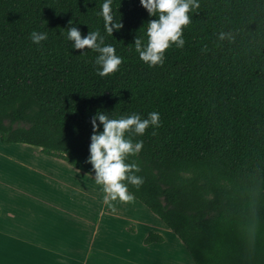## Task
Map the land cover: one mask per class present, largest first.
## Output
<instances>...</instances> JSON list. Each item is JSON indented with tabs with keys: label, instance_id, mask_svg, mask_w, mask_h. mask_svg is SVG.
Returning a JSON list of instances; mask_svg holds the SVG:
<instances>
[{
	"label": "trees",
	"instance_id": "trees-1",
	"mask_svg": "<svg viewBox=\"0 0 264 264\" xmlns=\"http://www.w3.org/2000/svg\"><path fill=\"white\" fill-rule=\"evenodd\" d=\"M103 0H0V140L28 145L94 177L91 118L151 111L137 156L144 182L129 184L179 238L195 264H264V0H200L162 65L135 50L150 19L140 0H113L123 27L108 34ZM99 29L123 57L101 77L92 49L72 48L67 29ZM33 30L46 31L37 45ZM220 30L235 39L219 41ZM127 135V133H126ZM126 182V181H125ZM1 216V209H0ZM164 237L150 233L146 244Z\"/></svg>",
	"mask_w": 264,
	"mask_h": 264
},
{
	"label": "crops",
	"instance_id": "crops-1",
	"mask_svg": "<svg viewBox=\"0 0 264 264\" xmlns=\"http://www.w3.org/2000/svg\"><path fill=\"white\" fill-rule=\"evenodd\" d=\"M15 150L23 156L7 153L8 159L24 161L30 173L19 176L17 182L14 176L0 174V264H177L180 253L184 264H193L177 236L170 244L166 239L161 244H146L148 227L146 234L140 235V250L134 251L133 226H139L140 221L133 223L130 217L121 221L116 212L128 215L131 208L150 218L152 212L138 200L105 201L101 186L92 196L88 191L93 188L92 176L58 158L36 155L31 149ZM30 161L37 165H28ZM80 174L88 178L77 179L85 186L62 184L55 177L67 180ZM173 244L180 253L170 249Z\"/></svg>",
	"mask_w": 264,
	"mask_h": 264
},
{
	"label": "clouds",
	"instance_id": "clouds-1",
	"mask_svg": "<svg viewBox=\"0 0 264 264\" xmlns=\"http://www.w3.org/2000/svg\"><path fill=\"white\" fill-rule=\"evenodd\" d=\"M140 3L150 17L156 18L147 22L146 42L139 36L135 38V50L140 60L150 67L162 65L170 47L184 46V29L191 23L190 13L200 7V0H140ZM112 4L113 0H103L98 13L110 35L123 27L121 20L114 19ZM29 38L39 45L48 39V33L33 30ZM66 38L74 49H92L98 53L95 64L99 66L96 71L101 77L115 73L122 64L123 57L116 53L114 45L105 43L99 29L82 35L77 26H71ZM217 38L221 42H231L235 36L232 31L220 30ZM91 125L88 162L94 170L96 184L102 186L105 201H132L134 196L128 185L139 187L144 182L143 177L137 175L138 164L127 162L129 156H137L143 149V141L133 137L142 136L149 127H160V113L151 111L147 117L140 113L112 117L108 112L98 110L91 118Z\"/></svg>",
	"mask_w": 264,
	"mask_h": 264
},
{
	"label": "rangeland",
	"instance_id": "rangeland-1",
	"mask_svg": "<svg viewBox=\"0 0 264 264\" xmlns=\"http://www.w3.org/2000/svg\"><path fill=\"white\" fill-rule=\"evenodd\" d=\"M15 149H31L33 151V153H35L36 155L37 154L40 155L41 154V151L38 148H36V147L34 148L33 146H28V145H25V146L4 145L1 142V140H0V174L1 175L8 174L10 177L14 176L15 177L14 179L17 182V181H19V179H18L19 176L28 175L30 172L28 170H25V165L27 163H23L24 161L22 162L20 159H16V158L14 159V161L13 160L10 161L8 159L7 153L14 154V155H17V156H23V154H19ZM20 158L23 159V157H20ZM47 159H49V158H47ZM25 160L29 161L27 159V157H26ZM15 162H17V163H15ZM28 165H37V164H34L33 162L30 161V164H28ZM45 169L46 170L48 169L47 165H45ZM12 171L14 173H12ZM80 175H81L80 177H74V178L69 177L67 180H64V179H66L65 176H57V175H55V177H57L58 180L62 184H68L69 186H71L72 184H78L79 186H85L86 184H83V183L79 182L77 179H80V180L81 179H84V180H86L88 178L84 174H80ZM85 177H86V179H85ZM60 178H64V179H60ZM90 179H91L90 180V183L92 184V186H93L94 189L91 188V187L90 188L88 187V191L90 192V194L92 196H95V194H92L91 192L92 191L98 192V188H100L99 186H101V185L96 184L94 178L90 177ZM75 180H77V181H75ZM99 194H100V196H102L100 192H99ZM111 202L114 203V204L120 203L118 201H116V203H115V201H112V200H111ZM116 216H117V219H120L121 221H122L123 218H126L127 219L129 217H130V219L132 220L133 223H135L137 220L140 221L138 223L139 226H136V227L133 226V228L138 229V232L134 233V231H135V229H134L133 230V233H132L136 237H134L133 235H132L133 237H131V241H132V243H134V244H132V246L134 248V251H139L140 250V246H141V243H140L141 236H142V234H146V231H147L146 228L147 227L150 228V231L146 234V237L150 233H157V234L162 235L164 237V241L166 239V242H168V244L171 243L170 240H174L175 238L178 239L172 233V231L160 219H158L156 215H154L152 213L150 214V218L149 217L147 218L143 213L137 212V211H133L131 208H129L128 215H127L126 211L125 212L121 211V212H116ZM122 224H124V223H122ZM129 239H130V237L127 240H129ZM178 241L181 243V241L179 239H178ZM181 245L183 246L182 243H181ZM137 246H139V247H137ZM170 246H172V245H169V247ZM183 248H184V250L188 254L189 252L187 251V249L184 246H183ZM170 249H174L172 251L178 250V252L180 253L178 247L175 244H173V247L170 248ZM180 258L183 259V262L180 260ZM166 260L167 259H165V261ZM192 262H193V264H195L193 260H192ZM184 263H185L184 257L180 253V255L178 257V263L177 264H184Z\"/></svg>",
	"mask_w": 264,
	"mask_h": 264
}]
</instances>
